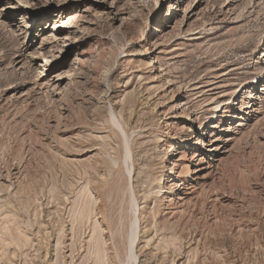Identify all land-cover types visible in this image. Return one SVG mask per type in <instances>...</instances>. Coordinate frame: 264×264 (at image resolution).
Instances as JSON below:
<instances>
[{"label":"rangeland","instance_id":"obj_1","mask_svg":"<svg viewBox=\"0 0 264 264\" xmlns=\"http://www.w3.org/2000/svg\"><path fill=\"white\" fill-rule=\"evenodd\" d=\"M0 264H264V0H0Z\"/></svg>","mask_w":264,"mask_h":264}]
</instances>
